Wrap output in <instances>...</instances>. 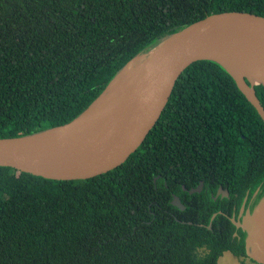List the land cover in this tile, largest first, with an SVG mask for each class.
<instances>
[{
    "label": "trees",
    "instance_id": "16d2710c",
    "mask_svg": "<svg viewBox=\"0 0 264 264\" xmlns=\"http://www.w3.org/2000/svg\"><path fill=\"white\" fill-rule=\"evenodd\" d=\"M230 11L264 17V0H0V138L72 121L161 38ZM254 89L264 107V86ZM200 182V193L183 190ZM219 187L229 196L215 199ZM258 188L259 199L264 121L220 64L197 61L118 168L59 181L0 167V264L247 257L245 233L230 218Z\"/></svg>",
    "mask_w": 264,
    "mask_h": 264
},
{
    "label": "water",
    "instance_id": "95a60500",
    "mask_svg": "<svg viewBox=\"0 0 264 264\" xmlns=\"http://www.w3.org/2000/svg\"><path fill=\"white\" fill-rule=\"evenodd\" d=\"M140 57L143 62L117 86L119 77ZM201 60L220 64L264 121V107L254 89L264 86V17L249 12L217 13L161 38L136 56L72 121L29 135L0 138V167L59 181L87 180L118 168L142 146L181 74ZM248 75L258 82L253 84ZM203 186L200 182L196 188L183 186V190L200 193ZM219 196L228 197V190L219 187L214 198ZM246 201L247 197L240 218ZM171 203L185 209L176 195ZM230 220L246 233L247 257L264 264V195L242 219L233 215Z\"/></svg>",
    "mask_w": 264,
    "mask_h": 264
},
{
    "label": "flooded vegetation",
    "instance_id": "af4514ba",
    "mask_svg": "<svg viewBox=\"0 0 264 264\" xmlns=\"http://www.w3.org/2000/svg\"><path fill=\"white\" fill-rule=\"evenodd\" d=\"M259 188L249 197L248 199V196L246 195L247 197V201H246V204L244 206V211H243V214H242V217L246 214V211L249 210L250 212L254 209V207L256 206V204L258 203V201L261 199L259 198L258 199V195H259ZM242 206V205H241ZM241 209V207H240ZM240 209L238 210L237 214H233L235 219L236 220H240L242 219V217L240 218ZM232 215V217H233ZM231 217V218H232ZM230 218V219H231ZM235 228L237 229V231H241V232H244L241 228H237L235 226ZM237 231L234 232L233 236H237L239 239H240V236L238 235ZM245 233V232H244ZM245 239H246V233H245V237H244V247H245ZM245 251H246V247H245ZM226 254H228L230 257H232L233 259H235L237 261L238 264H244L245 263V259H248L250 260L248 257H244L243 255H240V256H236L234 255L233 253L231 252H226ZM251 262L255 263L254 261L250 260Z\"/></svg>",
    "mask_w": 264,
    "mask_h": 264
},
{
    "label": "bare ground",
    "instance_id": "6f19581e",
    "mask_svg": "<svg viewBox=\"0 0 264 264\" xmlns=\"http://www.w3.org/2000/svg\"><path fill=\"white\" fill-rule=\"evenodd\" d=\"M143 59H144V57H140V58H138L136 61H134V63H132L131 65H130V67L128 68V70H126V72L124 73V74H122L120 77H119V79L117 80V86L118 85H120V84H122L125 80H126V78L133 72V71H135L136 70V68L143 62ZM248 78L251 80V82L253 83V84H255V83H257L258 82V79H256V78H253L252 76H250V75H248ZM241 82H242V80H241ZM248 94L251 92V89H249L248 91Z\"/></svg>",
    "mask_w": 264,
    "mask_h": 264
},
{
    "label": "rangeland",
    "instance_id": "374dc122",
    "mask_svg": "<svg viewBox=\"0 0 264 264\" xmlns=\"http://www.w3.org/2000/svg\"><path fill=\"white\" fill-rule=\"evenodd\" d=\"M219 263L220 264H238L237 261L233 259L232 257H230L228 254H226V252L224 253L223 256L220 257ZM244 264H257V263H253L250 260L245 259Z\"/></svg>",
    "mask_w": 264,
    "mask_h": 264
},
{
    "label": "clouds",
    "instance_id": "9594fccd",
    "mask_svg": "<svg viewBox=\"0 0 264 264\" xmlns=\"http://www.w3.org/2000/svg\"><path fill=\"white\" fill-rule=\"evenodd\" d=\"M256 263V262H255Z\"/></svg>",
    "mask_w": 264,
    "mask_h": 264
}]
</instances>
